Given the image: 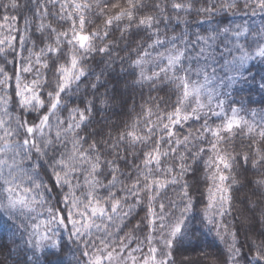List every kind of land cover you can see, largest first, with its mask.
Returning <instances> with one entry per match:
<instances>
[{
	"label": "clouds",
	"instance_id": "1",
	"mask_svg": "<svg viewBox=\"0 0 264 264\" xmlns=\"http://www.w3.org/2000/svg\"><path fill=\"white\" fill-rule=\"evenodd\" d=\"M0 264H264V0H0Z\"/></svg>",
	"mask_w": 264,
	"mask_h": 264
}]
</instances>
